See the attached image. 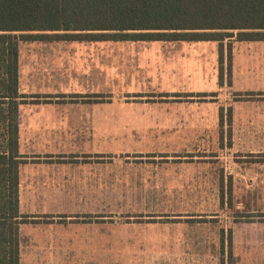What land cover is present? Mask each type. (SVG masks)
Wrapping results in <instances>:
<instances>
[{
	"label": "rangeland",
	"instance_id": "obj_1",
	"mask_svg": "<svg viewBox=\"0 0 264 264\" xmlns=\"http://www.w3.org/2000/svg\"><path fill=\"white\" fill-rule=\"evenodd\" d=\"M20 46L67 51L37 68L71 87L49 98L75 114L67 264H264V92H244L264 42L227 39L222 64L218 42Z\"/></svg>",
	"mask_w": 264,
	"mask_h": 264
},
{
	"label": "trees",
	"instance_id": "obj_2",
	"mask_svg": "<svg viewBox=\"0 0 264 264\" xmlns=\"http://www.w3.org/2000/svg\"><path fill=\"white\" fill-rule=\"evenodd\" d=\"M264 42V0H0V264H19L23 42ZM232 45L228 43V57Z\"/></svg>",
	"mask_w": 264,
	"mask_h": 264
},
{
	"label": "crops",
	"instance_id": "obj_3",
	"mask_svg": "<svg viewBox=\"0 0 264 264\" xmlns=\"http://www.w3.org/2000/svg\"><path fill=\"white\" fill-rule=\"evenodd\" d=\"M19 49V92L25 96L19 106L18 129L19 264H67L66 250L61 248L66 247L70 239L74 240L75 235L69 234H74L76 225L58 220L59 216L67 215L68 219L75 216L74 211L63 210L61 202L73 198L79 188L76 187L78 181L75 175L68 174L75 172L68 168L75 166L74 160L64 164L61 162L62 158L57 160V156L66 155L68 152L75 154V149L68 146L67 140L70 125L72 128L76 126L70 121L75 114L68 110L51 109L53 106L57 107L56 103L67 102H57L60 100L55 98L53 101L49 98L53 94L70 95L71 87L59 81H45L46 72H39L37 69L39 66L45 67L48 63L45 55L50 54L49 52L60 56L67 51L64 49L65 53H62L60 49L31 47L23 52L21 46ZM247 73L262 81L247 82L248 86L244 92L263 93L264 72ZM40 76L44 79L43 82L37 80ZM249 77L247 75V78ZM163 96L181 95L178 92H164ZM89 97L91 98L88 100H74V103L95 104L105 101L103 94H93ZM99 97L103 98L100 100Z\"/></svg>",
	"mask_w": 264,
	"mask_h": 264
}]
</instances>
